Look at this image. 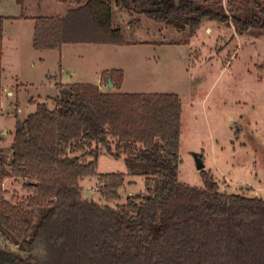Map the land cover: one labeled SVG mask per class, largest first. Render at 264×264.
<instances>
[{"label": "trees", "instance_id": "16d2710c", "mask_svg": "<svg viewBox=\"0 0 264 264\" xmlns=\"http://www.w3.org/2000/svg\"><path fill=\"white\" fill-rule=\"evenodd\" d=\"M62 16L35 17L36 51L65 45L123 46L114 8L194 34L203 20L229 17L219 4L196 0H60ZM233 18L241 32L264 31V8ZM23 6L25 0H16ZM5 17L0 15V115ZM116 90L60 83L54 107L38 104L19 120L0 151V264H264V199L224 193L210 172L204 187L179 180L182 102L175 93H125L124 73L106 70ZM105 151L124 158L146 191L115 207L86 199L84 179L104 182L107 202L119 198L124 173H98ZM23 182L25 198L9 199L2 184ZM14 197V196H13Z\"/></svg>", "mask_w": 264, "mask_h": 264}, {"label": "rangeland", "instance_id": "374dc122", "mask_svg": "<svg viewBox=\"0 0 264 264\" xmlns=\"http://www.w3.org/2000/svg\"><path fill=\"white\" fill-rule=\"evenodd\" d=\"M196 1L219 4L229 20L205 19L191 34L116 6L113 25L121 29L125 45H65L60 51L42 52L33 47L34 18L62 16L73 4L25 0L21 6L16 0H0V14L11 17L3 33L6 90L1 97L0 151L11 147L18 121L36 112L38 104L54 107L50 97L57 95L60 83L97 84L104 70L114 68L124 73L122 92L179 95L181 182L204 187L198 168L202 163L222 192L264 199V31L241 32L233 22L235 17L250 19L258 10L253 0ZM113 88L102 80V90ZM98 173L126 175L119 198L107 202L98 178L81 181L84 198L115 207L146 191L145 178L129 174L124 158L103 151ZM22 185L13 179L2 184L9 199L27 196ZM6 246L0 240V247Z\"/></svg>", "mask_w": 264, "mask_h": 264}, {"label": "crops", "instance_id": "0c3cea01", "mask_svg": "<svg viewBox=\"0 0 264 264\" xmlns=\"http://www.w3.org/2000/svg\"><path fill=\"white\" fill-rule=\"evenodd\" d=\"M1 15V14H0ZM1 16H3V15H1ZM5 17V21L8 19V18H11V17H6V16H4ZM16 18H20V19H26V17H16ZM15 18V19H16ZM4 21V22H5ZM34 22H35V20H34ZM34 25H35V23H34ZM3 33H4V31H3ZM5 45H6V40H5V38H4V35H3V50L5 49ZM111 46V45H110ZM113 46V45H112ZM112 69H114V68H112ZM104 71H106V70H104ZM103 71V72H104ZM102 72V73H103ZM3 73H4V69H3V72H2V87H3V90H2V94H3V92H4V90H6V87H5V85H4V83H3ZM85 83H88V82H85ZM97 85H99L101 88H102V78H101V76H100V79H99V81H98V83H97ZM112 90H116L115 88H113ZM9 94L10 93H12V92H8Z\"/></svg>", "mask_w": 264, "mask_h": 264}, {"label": "water", "instance_id": "95a60500", "mask_svg": "<svg viewBox=\"0 0 264 264\" xmlns=\"http://www.w3.org/2000/svg\"><path fill=\"white\" fill-rule=\"evenodd\" d=\"M108 87H109V88H113V87H114V85H113V83H112V81H111V78H110V77L108 78ZM198 168H199V170H203V169H204V166H203V164H202V163H200V164H199V166H198Z\"/></svg>", "mask_w": 264, "mask_h": 264}]
</instances>
